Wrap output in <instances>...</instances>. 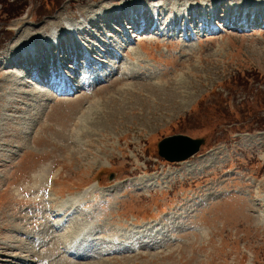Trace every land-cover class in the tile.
<instances>
[{"label":"rangeland","instance_id":"obj_1","mask_svg":"<svg viewBox=\"0 0 264 264\" xmlns=\"http://www.w3.org/2000/svg\"><path fill=\"white\" fill-rule=\"evenodd\" d=\"M8 1L0 0V264H264V0H160L150 13L212 4L214 13L147 40H125L120 21L101 17L135 12L137 0ZM236 14L253 26L239 29ZM97 16L82 26L86 44H113L107 51L122 60L135 53V78L114 83L117 56L92 64L88 92L36 95L47 87L7 66L28 40ZM83 111L78 148L68 138ZM180 134L204 139L184 167L157 155L159 141ZM73 199L74 214L47 219L46 208ZM63 221L59 230L75 227L78 257L57 249L66 231L51 226ZM130 234L140 248L110 254L131 245Z\"/></svg>","mask_w":264,"mask_h":264},{"label":"bare ground","instance_id":"obj_2","mask_svg":"<svg viewBox=\"0 0 264 264\" xmlns=\"http://www.w3.org/2000/svg\"><path fill=\"white\" fill-rule=\"evenodd\" d=\"M152 1V0H151ZM167 1V0H166ZM144 2H145V0H144ZM163 2V1H162ZM149 3V2H148ZM167 3V2H166ZM212 3V2H211ZM138 5V4H137ZM152 5V4H151ZM151 5L148 7V9H149V12L147 11V8H143V10H142V13L140 12V11H136V9L134 10L135 12H133L131 9H129V12H131V13H134V16L132 17V18H130L129 20L131 21L130 23H125L128 27H130V33H137V31L141 34V33H143V35H140V36H143L144 38H146L144 35L145 34H149V33H151L150 31H153V30H155V29H157L158 28V26H160V29H162V30H168L169 28H172V27H176V25H178V24H180V23H182L184 20H193V19H196L197 18V15H196V13L198 12V11H200V12H204L203 13V15L205 16L206 14H205V11H203V8H201L200 6V8H198V11H197V9L196 8H191V9H188V10H181V11H178L177 12V17H172V19L169 21V23L166 21L165 23H163L162 21H160L159 19H162L161 17H165V16H167L168 15V13H169V11L171 12V10H170V8L168 9V12L167 13H165V12H161V11H158V12H156V11H154L153 10V12L152 13H150L151 12ZM133 6V5H132ZM154 7H156L157 8V6L156 5H154ZM161 7H163V6H161ZM160 7V8H161ZM118 8V7H117ZM180 8V7H179ZM207 8V7H206ZM124 9V10H123ZM162 9V8H161ZM253 9V8H252ZM256 9H258V8H256ZM160 10V9H159ZM244 10V9H243ZM250 10V9H249ZM126 11L127 10H125V8H123V7H119L118 8V10H115L113 13H111V14H104L103 16H101L102 18H106V17H108V16H110V17H108L107 19H105V20H111V19H113V21L115 22V18H117V16H121V17H124L125 15H126ZM111 12V11H110ZM109 12V13H110ZM240 12V11H239ZM245 12V11H244ZM254 12H257V11H254ZM253 12V13H254ZM214 13V12H213ZM151 14V15H150ZM245 14V13H244ZM112 15H113V17H112ZM239 15V14H238ZM101 17H96V18H93L92 19V22H87V29H89V27L91 26L92 28L94 27V25L95 24H97L99 21H100V18ZM238 17V16H237ZM256 17V16H255ZM126 18V17H125ZM124 18V19H125ZM125 20H127V19H125ZM142 20V21H141ZM104 21V20H103ZM112 20H111V22H113ZM235 21V20H234ZM233 21V22H234ZM249 21V20H248ZM142 22V23H141ZM161 22V23H160ZM200 22V21H199ZM134 24V25H133ZM151 24V26L153 27L150 31H148V32H146V27H147V25H150ZM163 24H164V27H163ZM18 25H21L20 23H18ZM67 26H69L70 25V23H67L66 24ZM66 27V26H65ZM65 27H63L61 30H59V31H56V32H58V35H62L63 34V31H64V29H66ZM75 27V26H74ZM163 27V28H162ZM241 28L243 27L244 28V24H242L241 26H240ZM252 27V26H251ZM76 28V27H75ZM78 28H79V26H78ZM242 28V29H243ZM67 29H69V27H67ZM77 29V28H76ZM109 29V28H108ZM246 30H247V28H246ZM77 32H78V29H77ZM118 32V31H117ZM121 33V32H120ZM85 34V31L84 30H82L81 31V33L80 34H78V35H80V36H82V39H85V43H87V41H88V37H85V36H83ZM57 35V36H58ZM109 35H110V33H109ZM162 35V34H161ZM53 36V34L52 33H49V35H47V36H44L45 38H48V37H50V39L49 40H51V37ZM103 36V35H102ZM123 36H125V35H123ZM104 37H106V36H104ZM130 37H132L131 35H130ZM193 37V36H192ZM126 39H127V37H126ZM148 38H146V40H147ZM149 39H152V38H149ZM99 40V39H98ZM120 40V39H119ZM127 40H131V39H129V37H128V39ZM59 42V41H58ZM57 42V43H58ZM112 43V42H111ZM116 46L118 45L119 46V42L118 41H114L113 42ZM103 46H101L100 48H97V47H94V46H91L90 44H88L87 45V49H88V52H91V54H93V55H96V57H95V59H98V60H100L102 63H104L105 65L109 62V61H113V60H115L116 58H117V56H118V53L117 54H111L110 53V51L108 52L107 51V47H109L108 46V44H102ZM112 46H113V44H112ZM25 48V47H24ZM70 49V43L67 41V39H66V43H64V41H61L60 42V45H59V47H58V51H60V53H58L59 54V57L61 56V54H62V58L60 59L59 58V61L60 62H72V60H74L73 61V67H78L79 65L81 66V59H82V56H83V50H82V48H79L78 46L76 47V51H77V56L74 58V57H72V51H70V52H68V50ZM110 50V49H109ZM68 52V53H67ZM96 53V54H95ZM97 53H99V55H97ZM109 54H110V56H109ZM116 57H115V56ZM131 55L132 56H136V54L135 53H131ZM131 55L128 53L127 54V58H129V59H131L132 57H131ZM43 54H42V52H39L38 53V59H39V61L40 62H38V63H40L39 64V66H37L36 67V69H35V71H36V74H37V72H40L41 74H43V75H45V76H47V78L48 79H51L52 77H57V72H56V69L54 68V67H52V71L51 72H47L46 73V66L48 65L47 63H46V61L44 60V58H43ZM102 57V58H101ZM104 58H106L107 60H104ZM20 59V58H19ZM118 59H119V61H118V64H120L121 63V61H122V59L121 58H119L118 57ZM90 62H86L85 61V63L84 64H86V65H91L92 63H91V59L89 60ZM95 61H97V60H95ZM139 60L137 59V62H138ZM5 63H7V62H5ZM112 63V62H111ZM127 63V62H126ZM128 64V63H127ZM63 65V64H62ZM129 65V64H128ZM8 67H14V65H12V66H10V64L9 65H7ZM104 67H106V66H104ZM103 67V68H104ZM90 68V67H89ZM122 70H124L123 68H121ZM131 69V68H130ZM22 70V69H21ZM100 70V69H99ZM125 70H126V68H125ZM132 70H134V69H131L130 71H128V73L129 74H125V72H121L120 70V72H115V74L114 75H116L117 77H115L114 79H113V81H114V83H117V82H119V81H125L126 79H132V78H135L136 76L134 75V73H136V72H134V71H132ZM85 71H86V74L89 76L90 74L89 73H87V71H88V68H85ZM103 71V70H102ZM101 71V72H102ZM29 72V71H28ZM27 72V73H28ZM43 72V73H42ZM97 72V71H96ZM111 72V71H110ZM24 73V72H23ZM22 73V74H23ZM94 73V72H93ZM113 73V72H112ZM76 74H74L73 75V77L75 76ZM27 76H29V73L27 74ZM140 76V75H139ZM24 77H25V74H24ZM18 78H19V76H18ZM112 78V77H111ZM137 79V78H136ZM64 80V78L63 79H58V78H56L55 80H53L52 82H51V84H50V88H54L55 87V84L56 83H63V84H61V89L62 88H64L65 87V82L63 81ZM88 82V78L86 77L85 79H81V81H83V84H86V81ZM108 80V79H107ZM107 80H105V81H107ZM33 81V80H32ZM43 81V80H42ZM42 81H39L40 83H42ZM72 82H76V83H79L80 82V76L77 74L73 79H72ZM142 83H144L145 85H147L148 87H151V88H154L153 86H152V84L150 83H145V82H142ZM38 84V83H37ZM108 84H110V83H108ZM149 84V85H148ZM31 85V84H30ZM93 87V86H92ZM38 89V88H37ZM61 89H60V91H61ZM88 89V88H87ZM104 89V88H103ZM65 90V89H64ZM91 90V89H90ZM101 90V89H100ZM74 91H75V89H74ZM87 92H88V90H86ZM95 91V90H94ZM94 91H93V93H94ZM97 92H99V90H97ZM101 92V91H100ZM44 93H46V91L45 90H40V92L39 93H37L36 95H41V94H44ZM49 94V93H48ZM63 94H65V92L63 91ZM100 95V94H99ZM43 96V95H42ZM96 96V95H95ZM56 98V97H55ZM97 98V97H96ZM95 105V104H94ZM87 108H89V109H87ZM94 108V107H93ZM93 108H90V107H86V111L88 110L89 111V113H90V111L93 109ZM84 112V111H83ZM85 114V112L84 113H79V115H78V117H80L79 118V120L76 122V120L74 121V126L73 127H75V125H77L79 122V125L81 124V116L82 115H84ZM86 117L87 116H85L84 117V119H86ZM83 119V120H84ZM82 120V121H83ZM79 125H77L75 128H74V130L70 133V135H69V138L68 139H71L72 140V143L71 144H74V145H76V147H78L79 148V144L78 143H76V142H78L77 141V139H76V131H77V129H78V127H80ZM74 132V133H73ZM75 140H76V142H75ZM257 141H258V139H257ZM75 148V147H74ZM185 163H187V161L186 162H182L181 164L183 165V167L184 166H186L185 165ZM180 164V163H179ZM188 167V166H187ZM189 167H191V166H189ZM56 172V171H55ZM54 177H56V176H54ZM156 178V177H155ZM53 179V178H52ZM151 179H153L154 180V178H148L147 180H151ZM158 179V178H157ZM158 180H160V179H158ZM158 180H156V181H154V182H158ZM162 180V179H161ZM48 183V182H47ZM50 188V187H49ZM256 194H257V192H256ZM256 196V195H255ZM94 197V196H93ZM97 198V197H96ZM255 205L257 206V204H256V202H255ZM72 210H73V207H72V205H62L59 209H55V210H52L50 207L49 208H46V212L45 213H47V219H51L50 221H52L54 218H58V217H64V216H66V214H68V213H70V212H72ZM77 215V214H76ZM81 217H83V215L81 216ZM88 218V217H87ZM71 219V218H70ZM77 218H75V220H76ZM257 219H259V220H263L264 219V216H260V215H258L257 216ZM78 220V219H77ZM76 220V221H77ZM64 222V221H63ZM61 223V222H60ZM66 223V222H65ZM79 223V222H78ZM74 224H75V222H74ZM77 224V223H76ZM57 226V225H56ZM55 225L54 226H51V228H54L55 229V231H58L57 230V227H56ZM75 226V225H74ZM78 226V225H77ZM83 227V226H82ZM73 228H75V227H73ZM84 228V227H83ZM63 230V229H62ZM62 230H60V231H62ZM148 230V229H147ZM150 230V229H149ZM80 231V230H79ZM86 231V230H85ZM202 232V231H201ZM65 232H63L62 233V235L64 234ZM145 234V233H144ZM62 235H60V238H58V239H56V245H57V249L58 250H60L61 248L62 249H64L65 250V248H66V245L68 244V242L66 241V240H64L63 239V237H62ZM70 235H71V233H70ZM77 235V234H76ZM114 235V234H113ZM75 236V235H74ZM92 236V235H91ZM148 236V235H147ZM118 237V236H117ZM203 237H205V236H203ZM49 238V237H48ZM54 238H56V237H53V239ZM122 238V237H121ZM52 239V238H51ZM124 239V238H123ZM114 240V239H113ZM55 243V242H54ZM55 250H56V248H55ZM131 251V250H130ZM30 252V251H29ZM65 252V251H64ZM17 261H18V259H17ZM46 264H49L48 262H46Z\"/></svg>","mask_w":264,"mask_h":264},{"label":"water","instance_id":"obj_3","mask_svg":"<svg viewBox=\"0 0 264 264\" xmlns=\"http://www.w3.org/2000/svg\"><path fill=\"white\" fill-rule=\"evenodd\" d=\"M204 139H191L184 135H176L163 139L158 143V154L169 162L184 161L198 152Z\"/></svg>","mask_w":264,"mask_h":264},{"label":"trees","instance_id":"obj_4","mask_svg":"<svg viewBox=\"0 0 264 264\" xmlns=\"http://www.w3.org/2000/svg\"><path fill=\"white\" fill-rule=\"evenodd\" d=\"M55 3H57V1H55ZM55 3H54V5H55ZM50 3H48V5H49ZM23 9V8H22Z\"/></svg>","mask_w":264,"mask_h":264}]
</instances>
